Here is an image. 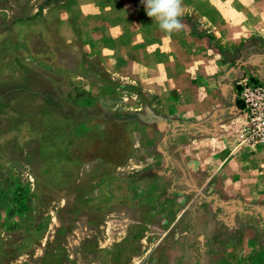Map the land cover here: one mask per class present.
<instances>
[{
	"label": "rangeland",
	"instance_id": "obj_1",
	"mask_svg": "<svg viewBox=\"0 0 264 264\" xmlns=\"http://www.w3.org/2000/svg\"><path fill=\"white\" fill-rule=\"evenodd\" d=\"M183 2L169 36L141 0H0V264H264V142L240 98L264 82V0ZM177 96L206 170L163 117ZM160 170L157 195L141 179Z\"/></svg>",
	"mask_w": 264,
	"mask_h": 264
},
{
	"label": "crops",
	"instance_id": "obj_2",
	"mask_svg": "<svg viewBox=\"0 0 264 264\" xmlns=\"http://www.w3.org/2000/svg\"><path fill=\"white\" fill-rule=\"evenodd\" d=\"M183 102V99L180 100V97L177 96L174 98L173 100V105L172 108L170 110H166V108H164L163 111V117L166 120L167 118H174L177 121H185L189 123V128L186 130H180L178 133L177 137V146L178 148H180V150L183 151V153H185V155L189 154V159H193L195 160L196 163L199 162V165H201L202 170H206V164L207 162L203 161V157L207 154H209L210 151V147H211V138H206L204 137V134H202V132H198L199 131V123H201L202 121L199 119V113H197V111L193 110L192 108L190 110H185L183 108V106L181 105V103ZM214 118L211 117L210 120H208L206 123H209V121H212ZM218 123L221 125H225L227 122H233L234 118L232 116H228V115H223L220 118L217 119ZM215 124V121H214ZM166 126V123H165ZM168 157V151H163L160 152L158 154V164L159 166H161L164 163V159H166ZM164 166V165H163ZM154 180H159V182H161L162 184L155 189L153 192V194H157L160 195L161 193V189L162 191L167 188L168 186V180H169V176L167 174V172H162V170H160V172L155 173V174H151L148 175L144 178L141 179V182H143L142 184L145 185H151L153 183H150ZM154 188V187H153ZM157 190V191H156Z\"/></svg>",
	"mask_w": 264,
	"mask_h": 264
},
{
	"label": "built area",
	"instance_id": "obj_3",
	"mask_svg": "<svg viewBox=\"0 0 264 264\" xmlns=\"http://www.w3.org/2000/svg\"><path fill=\"white\" fill-rule=\"evenodd\" d=\"M248 111L249 125L244 129V139L264 142V82H247L240 91Z\"/></svg>",
	"mask_w": 264,
	"mask_h": 264
},
{
	"label": "clouds",
	"instance_id": "obj_4",
	"mask_svg": "<svg viewBox=\"0 0 264 264\" xmlns=\"http://www.w3.org/2000/svg\"><path fill=\"white\" fill-rule=\"evenodd\" d=\"M141 4L161 32L170 36L184 28L183 0H141Z\"/></svg>",
	"mask_w": 264,
	"mask_h": 264
}]
</instances>
